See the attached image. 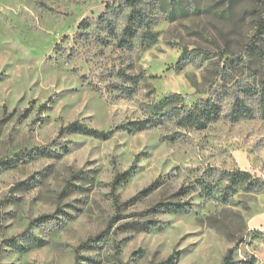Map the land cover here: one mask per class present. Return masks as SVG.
Returning a JSON list of instances; mask_svg holds the SVG:
<instances>
[{
	"label": "rangeland",
	"instance_id": "1",
	"mask_svg": "<svg viewBox=\"0 0 264 264\" xmlns=\"http://www.w3.org/2000/svg\"><path fill=\"white\" fill-rule=\"evenodd\" d=\"M118 1L0 0V264H223L236 244V262L264 264V193L239 185L224 203L221 176L264 181V0L144 1L158 41L131 50L97 39ZM170 94L222 113L199 131L122 127ZM237 98L251 117L234 119ZM77 121L114 134L62 133ZM176 202L190 205L157 211Z\"/></svg>",
	"mask_w": 264,
	"mask_h": 264
},
{
	"label": "trees",
	"instance_id": "2",
	"mask_svg": "<svg viewBox=\"0 0 264 264\" xmlns=\"http://www.w3.org/2000/svg\"><path fill=\"white\" fill-rule=\"evenodd\" d=\"M144 1L154 5H163L165 0H119L113 4H107L106 12L98 18L97 24L105 26H94L97 32V39L99 43L106 45L109 43V39L113 38L117 41V45L122 49H133L134 46L139 45L142 49H149L155 45L158 41V33L154 30V23L150 21L146 15L144 9ZM128 11V12H127ZM125 14L123 23L125 26H116L118 18L114 20V17H120ZM93 26H90V21L86 20L82 23L81 30L84 31V35L88 36L89 30H92ZM118 78H121L125 83H131L134 87L140 83V76H131L124 70H119L116 74ZM248 94L253 93L249 88L246 89ZM126 90L124 94L131 96L133 90ZM264 97V90L262 93ZM264 99V98H263ZM222 113L221 107L212 98L196 103L194 106L189 107L185 104L183 97L180 94H170L159 102L149 105L147 110L148 118L144 121L130 123L129 126H122L124 129L135 132L143 131L148 128H159L166 123L174 122L175 126L181 130H204L208 127V124L218 118ZM253 115L252 109L246 105L245 101L241 98H237L234 104V119L239 120L242 118L251 117ZM74 132L83 134L89 137H93L99 140H108L114 131L104 132L94 128H91L80 122H74L67 128L62 129V133ZM181 137L180 134L172 136L171 140L177 142ZM222 180H225L228 185L225 188L227 198L224 203H228L229 199L238 193V186L245 185L247 191L264 193V181L254 178L249 172L242 170L237 171H224L221 173ZM127 173L117 175L113 182V189L115 190L125 179ZM156 182L148 190L151 191L157 186ZM215 186L211 183H202L203 197L208 199H215ZM190 192L189 189L183 188L179 192V195L186 196ZM138 197L134 198L131 202H135ZM115 203L120 208V202L116 199ZM187 203L176 202L171 204H165L159 206V210L166 213L170 212H183L187 209ZM239 245L236 244L230 248L224 258L223 264H259V258L252 254L240 262H236L234 259L235 252ZM173 261V258L170 259Z\"/></svg>",
	"mask_w": 264,
	"mask_h": 264
}]
</instances>
